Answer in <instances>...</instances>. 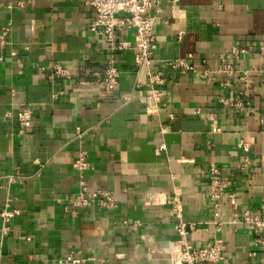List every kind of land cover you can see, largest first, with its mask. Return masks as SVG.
Segmentation results:
<instances>
[{
	"label": "crops",
	"instance_id": "crops-1",
	"mask_svg": "<svg viewBox=\"0 0 264 264\" xmlns=\"http://www.w3.org/2000/svg\"><path fill=\"white\" fill-rule=\"evenodd\" d=\"M91 1L0 0V32L8 28L0 40V207L18 209L0 244V263L57 264L81 248L92 257L81 264H161L162 247L178 238L176 219L168 204H148L144 193L177 191L183 218L196 222L189 235L194 245L221 237L222 264H264L248 224L213 222L230 217L233 207L264 208V76L252 71L264 65V54L256 49L235 60L240 70H251L253 94L244 112L222 102L236 97L242 82L226 84L225 73H213L234 61L232 47L264 45V0H178L175 13L163 0L160 16L169 20L154 28L151 69L162 70L167 81L155 113L141 101L148 77L138 73L132 50L112 53L90 30ZM120 37L134 39L132 30ZM190 54L194 72L165 65ZM111 58L120 76L107 91L86 70L97 71ZM51 63L78 73L55 76ZM24 107L32 108L33 122L19 132L16 113ZM214 116L219 132L211 130ZM241 139L250 143L245 171L236 169ZM81 151L90 165L84 172L89 188L112 190L114 207L69 205L79 188L72 162ZM211 161L233 179L220 210L208 204ZM136 218L142 221L137 229L122 223Z\"/></svg>",
	"mask_w": 264,
	"mask_h": 264
},
{
	"label": "built area",
	"instance_id": "built-area-1",
	"mask_svg": "<svg viewBox=\"0 0 264 264\" xmlns=\"http://www.w3.org/2000/svg\"><path fill=\"white\" fill-rule=\"evenodd\" d=\"M172 13L178 10V0H170ZM95 8V14L90 23V30L95 34L101 35L109 44L112 53L120 50L130 49L133 52V61L137 67L138 73L145 71L148 80L146 87L141 95V101L149 113H155L159 109V103L164 95L162 86L167 79L162 70L153 71L151 63L155 59L157 41L154 32L156 25L167 23L169 18L160 16L163 10V0H92ZM8 28L5 27L0 32V40L4 42V35ZM132 30L134 39L128 40L120 37V32ZM182 31L180 32V36ZM258 50L264 54V45L256 47L249 44L244 47L234 46L230 53L234 59L233 62H225L213 73H225L227 76L226 84L231 79H237L242 82V87L238 94L231 100L222 99L223 103L236 107L239 111L244 112L250 104L253 94V82L249 76V70H240L237 62L242 54ZM192 55L171 58L165 61V65L182 74L196 71V63L191 61ZM50 67L53 74L58 77L72 79L77 75L76 70H72L60 63H51ZM93 73L96 83L100 88L107 91H113L120 76V70L115 65L114 59L111 58L99 70L93 71L90 68L86 70ZM253 73L264 76V65L254 66ZM204 72L208 74V69ZM126 99L129 95H126ZM10 113V112H9ZM33 110L30 107H24L17 111L16 119L18 121L17 130L23 132L31 126L33 122ZM217 117L212 118V132L221 131ZM238 145L243 149V156L236 163L238 171H245L251 165L252 160L249 154L250 143L241 139ZM165 149V143L159 145L155 152L160 153ZM187 160V159H184ZM89 162L86 160L85 153L80 152L72 162V167L79 173V188L75 193L68 197V203L76 207H88L98 205L100 207L112 208L116 205L115 196L110 189L89 188L84 172L89 168ZM9 177V180H13ZM209 192L208 204L216 210L222 207V196L224 192L232 185L233 179L230 175H224L223 169L215 161L208 165ZM144 201L148 204H168L171 216L175 217L174 227L178 233V238L169 240L161 249L163 254L161 264H222L225 258L226 242L221 237H215L211 241L196 246L190 238V233L196 228V222L186 221L183 218V205L180 192L174 191L172 194L157 193L147 191L144 193ZM9 203L0 207V244L3 237L10 231V221L18 209L10 208ZM218 227L224 223H246L254 231V245L257 249L264 250V234L261 229L264 227V208L257 212L248 209H238L233 207L230 217L222 219L217 218L213 221ZM123 225L128 228L137 229L142 221L138 218L130 221L122 220ZM257 249L251 252L252 255L257 253ZM155 253L153 248H149L147 254L151 256ZM92 257L84 256L81 248H73L66 254L57 259V264H81ZM2 264V263H0Z\"/></svg>",
	"mask_w": 264,
	"mask_h": 264
}]
</instances>
